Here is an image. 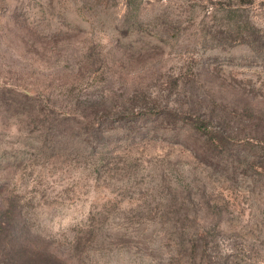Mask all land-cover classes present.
Returning a JSON list of instances; mask_svg holds the SVG:
<instances>
[{"label":"rangeland","instance_id":"obj_1","mask_svg":"<svg viewBox=\"0 0 264 264\" xmlns=\"http://www.w3.org/2000/svg\"><path fill=\"white\" fill-rule=\"evenodd\" d=\"M0 264H264V0H0Z\"/></svg>","mask_w":264,"mask_h":264},{"label":"trees","instance_id":"obj_2","mask_svg":"<svg viewBox=\"0 0 264 264\" xmlns=\"http://www.w3.org/2000/svg\"><path fill=\"white\" fill-rule=\"evenodd\" d=\"M184 120H185V118H183ZM185 122L186 123H191L189 120H185ZM192 124V123H191ZM192 125H194L193 127L196 129V130H198L199 132H202V128L199 126V125H197V124H192Z\"/></svg>","mask_w":264,"mask_h":264}]
</instances>
